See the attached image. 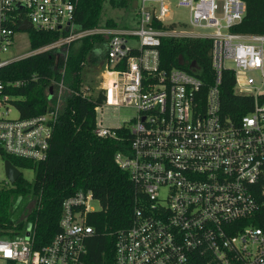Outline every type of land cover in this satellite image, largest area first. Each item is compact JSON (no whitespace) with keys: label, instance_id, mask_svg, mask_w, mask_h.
<instances>
[{"label":"built area","instance_id":"1","mask_svg":"<svg viewBox=\"0 0 264 264\" xmlns=\"http://www.w3.org/2000/svg\"><path fill=\"white\" fill-rule=\"evenodd\" d=\"M220 1L219 12L217 0H139L135 28L76 32L71 0H0V54L14 46L24 22L60 35L50 45L0 61V70L39 53H67L86 37L104 38L96 47L104 54L96 60L115 85L112 96L110 89L100 90L105 101L95 109L93 132L123 145L114 162L135 187L130 225L110 235L111 259H89L94 229L87 218L98 201L90 190H78L62 203L58 232L42 246L31 196L32 207L23 213L0 212V264H264V35L232 32L245 16V3ZM171 2L188 11L187 23L166 22ZM163 39L210 42L212 85L205 89L181 69L161 70ZM59 72L51 110L26 120L9 118L11 97L3 94L21 83L0 79V152L45 160L63 96H98L67 89L65 67ZM225 72L234 77L236 95L252 98L250 111L240 117L222 109ZM121 107L133 109L135 117L107 127L104 110ZM10 185L7 178L0 181V200Z\"/></svg>","mask_w":264,"mask_h":264},{"label":"trees","instance_id":"2","mask_svg":"<svg viewBox=\"0 0 264 264\" xmlns=\"http://www.w3.org/2000/svg\"><path fill=\"white\" fill-rule=\"evenodd\" d=\"M74 4L73 25L76 32L100 27L103 6L111 9H130L132 0H71ZM246 13L242 22L232 28L240 34L264 35V0H242ZM107 28L116 27L111 21ZM118 29V28H117ZM30 50L35 51L52 44L60 38L55 32L28 31ZM104 38L91 36L73 43L65 52L54 50L14 61L0 70L3 82H20L15 88H4L3 94L11 97L10 105L16 109L20 120L31 119L51 110L50 88L61 78L60 69L65 67L64 80L68 88L80 91L83 83L82 70L86 58ZM208 41L163 39L160 51V69L166 72L181 69L200 79L205 89L213 83ZM181 58V63H179ZM195 63V68L191 64ZM114 80L105 76V87L113 92ZM234 77L225 72L220 86L222 109L231 118L250 111L252 98L234 93ZM105 101L100 92L95 99H84L65 94L59 117L54 124L45 160L31 162L0 152L2 160H9L17 169L34 171V182L18 178L11 191L28 199L31 196L36 208L31 218L36 220L39 246L48 244L58 232L62 203L78 190H90L101 209L90 213L88 225L94 229L87 248L92 262L111 259L113 237L110 235L127 228L132 219L135 187L126 173L117 168L114 155L123 148L115 140L94 135L95 109ZM120 132L119 129L116 130ZM8 191L2 194L0 212L6 216L10 209ZM12 215L14 214L12 210Z\"/></svg>","mask_w":264,"mask_h":264},{"label":"rangeland","instance_id":"3","mask_svg":"<svg viewBox=\"0 0 264 264\" xmlns=\"http://www.w3.org/2000/svg\"><path fill=\"white\" fill-rule=\"evenodd\" d=\"M139 4V0H132L130 9H111L108 3H105L103 6V11L100 17L99 25L100 27H106L108 21H111L116 25L115 29H127V28H135L137 23V7ZM217 5L219 8V12L222 8V2L217 0ZM170 15L166 19V22L170 23H187L188 22V11L182 8H176L175 2L169 3ZM134 43H132L133 45ZM30 51L29 45V36L28 32L18 31L14 36V46L6 53L0 54V61H10L16 57L23 56ZM93 53L98 58H101L104 54V51L99 47L93 50ZM65 54L66 51H65ZM82 78L83 83L81 88L84 90H89L91 97H96L102 88H105V68L100 66L97 60H95L94 56L86 58L85 66L82 70ZM65 86L68 85L65 83ZM80 88V89H81ZM112 96V91H111ZM104 123L107 127L116 128L118 126H122L128 123L135 117V112L133 109L128 108H120L119 110L107 109L104 110ZM19 117L18 112L13 107H9V118L17 119ZM20 172V176L23 180L28 183L34 182V171L30 169H18ZM4 167L2 164V160H0V181H4ZM10 190L8 191V199L10 202V213L13 212L15 214H20L25 211V207L29 205L32 207V199H27L26 197L17 194V192L11 191L14 189L13 185H10ZM91 208L95 211H99L101 206L99 202H92L90 204Z\"/></svg>","mask_w":264,"mask_h":264},{"label":"water","instance_id":"4","mask_svg":"<svg viewBox=\"0 0 264 264\" xmlns=\"http://www.w3.org/2000/svg\"><path fill=\"white\" fill-rule=\"evenodd\" d=\"M31 28H32V26L30 23L24 22L19 27V31L28 32L31 30ZM179 63H181V58H179ZM191 68L192 69L195 68V63L191 64ZM51 94H52V88H50V96H51ZM4 173H5V177L7 178V180L12 185H14L16 183V181L18 180V178L20 177L19 170L15 166H13V164L9 160L4 161Z\"/></svg>","mask_w":264,"mask_h":264},{"label":"crops","instance_id":"5","mask_svg":"<svg viewBox=\"0 0 264 264\" xmlns=\"http://www.w3.org/2000/svg\"><path fill=\"white\" fill-rule=\"evenodd\" d=\"M93 55H94V53H93ZM94 57H95V60H96V58H97V56H95L94 55ZM110 75V74H109ZM112 76V75H111ZM112 78H113V76H112ZM114 80V79H113ZM114 85H115V83H114ZM107 89H110V88H107Z\"/></svg>","mask_w":264,"mask_h":264},{"label":"bare ground","instance_id":"6","mask_svg":"<svg viewBox=\"0 0 264 264\" xmlns=\"http://www.w3.org/2000/svg\"><path fill=\"white\" fill-rule=\"evenodd\" d=\"M114 87V86H113Z\"/></svg>","mask_w":264,"mask_h":264}]
</instances>
